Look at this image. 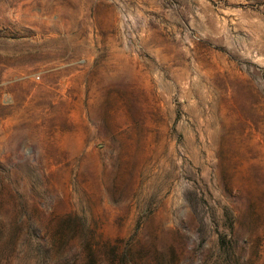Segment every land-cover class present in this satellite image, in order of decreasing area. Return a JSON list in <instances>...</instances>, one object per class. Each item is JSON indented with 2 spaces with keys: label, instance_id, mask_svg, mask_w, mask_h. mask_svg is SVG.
<instances>
[{
  "label": "rangeland",
  "instance_id": "374dc122",
  "mask_svg": "<svg viewBox=\"0 0 264 264\" xmlns=\"http://www.w3.org/2000/svg\"><path fill=\"white\" fill-rule=\"evenodd\" d=\"M0 264H264V0H0Z\"/></svg>",
  "mask_w": 264,
  "mask_h": 264
}]
</instances>
